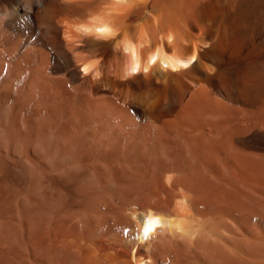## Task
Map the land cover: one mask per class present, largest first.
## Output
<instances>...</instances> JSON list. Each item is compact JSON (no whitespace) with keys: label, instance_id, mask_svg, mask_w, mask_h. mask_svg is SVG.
Instances as JSON below:
<instances>
[{"label":"bare ground","instance_id":"obj_1","mask_svg":"<svg viewBox=\"0 0 264 264\" xmlns=\"http://www.w3.org/2000/svg\"><path fill=\"white\" fill-rule=\"evenodd\" d=\"M108 2L0 0V264H264V0H132L144 56L196 59L123 82L115 41L63 39ZM181 192L195 238L146 236Z\"/></svg>","mask_w":264,"mask_h":264},{"label":"clouds","instance_id":"obj_2","mask_svg":"<svg viewBox=\"0 0 264 264\" xmlns=\"http://www.w3.org/2000/svg\"><path fill=\"white\" fill-rule=\"evenodd\" d=\"M131 2L132 0H109L103 5L101 13L90 15L87 19L79 22H66L67 30L63 34V39L66 43L74 44L77 47L83 46L82 38H93L104 42L115 41L112 45L113 52H118L124 57L119 76L122 82L140 75L147 77L157 66L161 72H179L182 69H187L195 61V54L185 59L179 56L175 50L168 51L165 45L161 44L152 48L144 56L143 50L150 48L151 44L143 26L134 35L121 34L120 30L113 26L109 19L111 14L119 13L130 7ZM0 18L6 19L2 16ZM163 39L170 46L175 40V35L170 31ZM84 55L88 56L89 59L87 64L80 69L82 75H91L93 80L101 79L103 77L101 71L103 57H92L90 53H84ZM181 196L182 198L175 202V206L182 215L150 214V218L146 221L147 227L143 230L146 236L159 230L161 234L167 232L172 235L179 234L182 238H195L196 232L193 230V222L186 215H183L189 211L188 196L183 192H181Z\"/></svg>","mask_w":264,"mask_h":264}]
</instances>
